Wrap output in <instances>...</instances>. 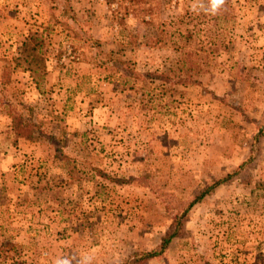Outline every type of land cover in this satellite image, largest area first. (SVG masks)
<instances>
[{"label":"rangeland","instance_id":"1","mask_svg":"<svg viewBox=\"0 0 264 264\" xmlns=\"http://www.w3.org/2000/svg\"><path fill=\"white\" fill-rule=\"evenodd\" d=\"M210 7L0 0V264H264V0Z\"/></svg>","mask_w":264,"mask_h":264},{"label":"trees","instance_id":"2","mask_svg":"<svg viewBox=\"0 0 264 264\" xmlns=\"http://www.w3.org/2000/svg\"><path fill=\"white\" fill-rule=\"evenodd\" d=\"M68 17H72V16H68ZM95 42L96 41H93L90 44L91 47L94 46ZM97 44L98 43H96L95 46ZM9 103L11 104V102H9ZM12 119H13V128L16 130V133L18 135L29 136V135H32L35 130H40V126L38 125V123H36L32 118L28 117L27 115H25L22 112H19V111L14 112ZM243 165H244V163L241 164L234 173H231L226 177H223V178H220V179L214 181L212 184L207 185L205 187V189L200 191V193L197 194L195 199L190 203L189 207L184 210V212L182 213V216L179 217L176 215L174 217V219L171 222V224L169 225L168 229L166 230L164 235L161 237L160 242L154 248H152L150 250L141 251L140 254L136 257L135 262L144 263V262L149 261L151 259L162 256V254H164L168 250V248H169L171 242L174 240V238L182 236L184 234L185 222L182 220V217L185 214H187V212L189 211V208L191 206H193V204H195L197 201H200L206 195L211 193L213 191V189L216 188L218 185L225 182L229 177L234 175L238 171V169L241 168ZM107 176H110V175H107ZM117 180L123 181V182L129 181L128 179H122V180L117 179Z\"/></svg>","mask_w":264,"mask_h":264},{"label":"clouds","instance_id":"3","mask_svg":"<svg viewBox=\"0 0 264 264\" xmlns=\"http://www.w3.org/2000/svg\"><path fill=\"white\" fill-rule=\"evenodd\" d=\"M226 0H210L211 14H217L225 5ZM93 256L90 254H83L79 258L76 257H58L54 264H92Z\"/></svg>","mask_w":264,"mask_h":264}]
</instances>
